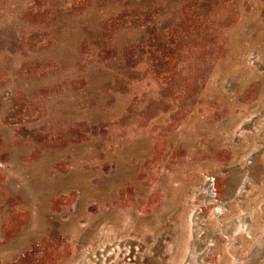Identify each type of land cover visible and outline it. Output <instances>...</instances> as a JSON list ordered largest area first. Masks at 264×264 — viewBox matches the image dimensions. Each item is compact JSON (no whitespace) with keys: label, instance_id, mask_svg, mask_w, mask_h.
<instances>
[{"label":"rangeland","instance_id":"obj_1","mask_svg":"<svg viewBox=\"0 0 264 264\" xmlns=\"http://www.w3.org/2000/svg\"><path fill=\"white\" fill-rule=\"evenodd\" d=\"M234 257L264 264V0H0V264Z\"/></svg>","mask_w":264,"mask_h":264},{"label":"bare ground","instance_id":"obj_2","mask_svg":"<svg viewBox=\"0 0 264 264\" xmlns=\"http://www.w3.org/2000/svg\"><path fill=\"white\" fill-rule=\"evenodd\" d=\"M156 229V228H155ZM152 230H154V229H152ZM244 229H243V227L241 226L240 228L239 227H235L234 228V231H235V233H234V235H235V240H236V238H237V236H240V235H242L243 234V231ZM157 231V230H156ZM245 232H247V231H245ZM151 233H153V232H151ZM258 234V233H257ZM154 235V234H153ZM153 239V238H152ZM259 240H261V239H257V240H254V244H257V241H259ZM151 241V240H150ZM249 242L250 243H253L251 240H249ZM228 244H231L232 245V239H231V237L230 236H228ZM231 247H233V246H231ZM234 250H236V248L234 249ZM253 258V257H252ZM256 260V259H255ZM231 264H241V262H240V260L239 259H237L236 257H234L233 258V261H231Z\"/></svg>","mask_w":264,"mask_h":264}]
</instances>
